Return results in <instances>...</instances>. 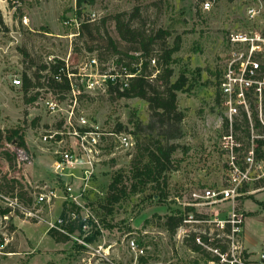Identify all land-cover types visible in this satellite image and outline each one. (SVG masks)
<instances>
[{
	"label": "rangeland",
	"instance_id": "rangeland-1",
	"mask_svg": "<svg viewBox=\"0 0 264 264\" xmlns=\"http://www.w3.org/2000/svg\"><path fill=\"white\" fill-rule=\"evenodd\" d=\"M204 1L85 0L77 6L76 0H0V130L4 137L8 129L18 128L25 143L22 149L14 142L1 141L0 264H101L96 261L98 253H105L117 264H208L210 256L193 251L191 239L183 240L182 231L177 228L170 234L164 227L167 216L187 213L196 219H209L208 212L214 211L224 218L233 209L244 217L246 245L257 247L263 240L261 180L243 185L233 201L212 206H201L198 203L202 199L192 194L223 185L225 157L219 143L225 127L216 95L219 73L229 51L227 36L232 31H258L264 36V0H208V11L201 8ZM250 6L258 11L253 19L246 14ZM135 10L138 17L131 22L135 28L146 33L167 31L169 36L164 43L168 47L179 38V50L172 55L170 81L184 73L192 87L176 94L177 108L184 116L179 124L180 136L167 140L171 130L168 126L156 124L152 130L147 128L150 111L140 98H117L107 89L104 93H81L74 106L75 114L104 129H116L120 124L121 131L132 134L135 147L104 159L93 170L85 191L77 183L72 185L74 194L81 195L82 215L88 211L98 222L97 230L91 223L88 226L86 237L93 235V242L85 240L87 247L81 245L78 241L85 233L78 231L69 240L57 242L48 230L64 207L63 197L48 203L31 198L28 203L14 206L13 195L20 190L19 185L9 189L12 177L31 194L46 193L56 180L52 158L39 141V133L50 126H62L71 96L48 87V68L39 71V79L35 72L57 60L64 63L66 70L80 72L95 59L100 73L117 74L120 81L127 82L123 64L138 53L129 51L131 46L121 40L113 16L122 13L127 20ZM93 14L94 19L87 21ZM85 24L87 27H82ZM109 39L116 50L109 45ZM151 48L152 57L161 53L157 43ZM89 68L95 73L94 67ZM23 74L32 78L33 86L26 92L22 88ZM13 79H19L21 85H13ZM72 80L80 86L85 78L75 76ZM36 83L43 86L36 87ZM35 93L36 100L27 102ZM50 101L57 103L56 113L48 112L46 103ZM238 129L233 131L237 133ZM166 143L175 145V150L158 182L140 186L136 193H127L119 202L106 205L109 183L117 178L118 187L129 191L132 164L143 163L148 151ZM3 150L14 155L12 166L3 158ZM58 188L59 195H65L64 186ZM5 208L10 211L2 215ZM200 227L192 222L186 228L194 231ZM129 239L143 249L142 256L136 258L126 248Z\"/></svg>",
	"mask_w": 264,
	"mask_h": 264
},
{
	"label": "built area",
	"instance_id": "built-area-1",
	"mask_svg": "<svg viewBox=\"0 0 264 264\" xmlns=\"http://www.w3.org/2000/svg\"><path fill=\"white\" fill-rule=\"evenodd\" d=\"M210 7L211 2L208 0L201 3L203 11H208ZM257 13L254 6L248 7L246 11L250 19ZM94 16L91 15L87 21L93 20ZM227 42L229 51L219 73L216 95L218 107L224 116L225 131L219 143L220 151L225 157L224 180L219 189H205L202 193L192 194L193 197L202 199V203H198L201 206L233 201L239 196L243 185L256 180L262 182L264 179V36L258 31H232L227 36ZM88 66L94 67L95 73H91L86 64L80 72L66 73L70 85L71 106L70 110H66L62 126H50L39 133V141L45 145L52 158L56 179L54 186L46 193H28L38 203H48L51 199L63 197V203L78 207L79 213H68V219L75 221L79 218L81 232L85 236L78 242L86 247L85 237L89 234V223L95 225L97 230L98 222L88 211L82 215L84 207L80 203L81 195L74 194L72 185L77 183L85 191L90 185L93 170L104 159L131 151L135 147L131 133L104 129L89 122L83 115L75 114L74 106L81 93L95 90L104 93L108 80L119 78L117 74L100 73L95 59ZM88 68L89 73H86ZM75 76L84 77V83L80 86L73 83L72 78ZM12 84L18 86L21 81L13 79ZM46 104L50 114L58 111L55 101ZM234 127L239 128L237 133L233 131ZM238 135L246 137V140H241ZM58 185L64 186L65 195H59ZM13 203L14 206L22 205L16 198H13ZM208 215L209 219H196L194 215L187 213L178 227L182 231L183 240L190 238L191 244L198 248L196 252L210 256L208 264H264V239L257 250L246 246L244 217L241 213L232 209L224 218H219L214 211L208 212ZM192 222L201 224L202 227L189 231L186 227ZM206 225L208 227L205 228ZM51 228L67 234L59 216ZM126 248L132 250L136 258L144 252L134 239L126 241ZM96 261L101 264H117L105 253H98Z\"/></svg>",
	"mask_w": 264,
	"mask_h": 264
},
{
	"label": "trees",
	"instance_id": "trees-1",
	"mask_svg": "<svg viewBox=\"0 0 264 264\" xmlns=\"http://www.w3.org/2000/svg\"><path fill=\"white\" fill-rule=\"evenodd\" d=\"M85 0H76L77 6ZM138 17V11L135 10L133 14L128 16L126 20L124 14L118 13L113 16L115 23V29L124 42L128 43L131 47L129 51L138 53L136 56H130V62L124 63V74L131 75L127 77V82L120 81L116 77L113 81L108 80L107 92L109 94H115L117 98H140L147 103L148 110L150 111V121L146 125L149 129H154L156 124L160 126H168L169 133L166 135L167 140L177 139L180 136L179 124L183 119V114L177 108V92H188L191 90V84L188 82L187 77L184 73H181L175 81H170L173 74L172 63L174 60L172 55L179 50V38H176L173 45L168 47L165 45L164 40L169 36V33L165 30L159 29L155 33H146L145 30L135 28L131 22ZM2 25L1 13H0V27ZM82 27H87L83 25ZM158 44V51L161 52L157 57H152L151 54L154 51L151 48L154 44ZM109 45L116 50L114 42L109 39ZM122 61L119 59L118 62ZM154 61L153 66H150V62ZM49 70L47 81L48 87L54 92H70L69 81L66 78V73L70 72L65 69L64 63L60 60L54 62V64L42 65L39 70L35 72L36 78L39 79L40 70ZM154 73V74H153ZM44 78V77H43ZM23 91L26 92L30 87L33 86L32 78L26 74L22 75ZM43 84L36 83V87L41 88ZM38 93H35L32 97L27 99V102H34L37 98ZM236 126V125H235ZM137 127L140 124L137 123ZM121 125L116 126V130H121ZM235 130L238 127H234ZM4 140L6 143L14 142L16 146L24 149L25 143L22 133L18 128L8 129L7 134L2 137V131L0 130V148L1 141ZM175 150V145L166 143L165 145H158L155 151H148L146 159L143 163H133L131 166V179L133 182L130 185V190H126L127 187H118V179L114 178L108 185V194L105 199V204L112 206L119 202L127 193H136L140 186H145L150 183L158 182L161 177L168 169L170 163V156ZM2 156L6 162L12 166L15 161V157L12 153L6 150L2 151ZM9 189H14L15 185H19V191L13 195L14 198L21 202H30L31 198L27 191L24 190L23 186L19 184L15 177L9 179ZM264 187V179L262 180ZM128 191V192H127ZM64 207L59 215L62 218V227L66 230L67 234L61 233L60 231L50 228L48 232L57 242H65L69 240V236L74 232H81V222L68 219V213L74 212L79 213V208L74 204H63ZM68 206V208H67ZM193 210L192 208H187ZM9 209L5 208L1 211L2 215H5ZM110 213L111 209H107ZM184 216L172 215L167 216L164 221L165 229L173 234L175 230L182 224ZM87 242H93L94 236L85 237ZM193 251H197L198 248L195 245L190 246Z\"/></svg>",
	"mask_w": 264,
	"mask_h": 264
},
{
	"label": "crops",
	"instance_id": "crops-1",
	"mask_svg": "<svg viewBox=\"0 0 264 264\" xmlns=\"http://www.w3.org/2000/svg\"><path fill=\"white\" fill-rule=\"evenodd\" d=\"M253 216V215H252ZM252 216H248V217H252ZM248 217H246V219L248 218ZM245 222H246V220H245ZM244 229H246V227L244 226ZM245 231V230H244ZM264 237V236H263ZM264 239V238H263ZM246 241V240H245ZM245 244H247L246 242H245ZM259 245V244H258ZM249 249H251V250H257L258 249V246L256 247V245L254 244V245H251V246H248V245H246Z\"/></svg>",
	"mask_w": 264,
	"mask_h": 264
}]
</instances>
